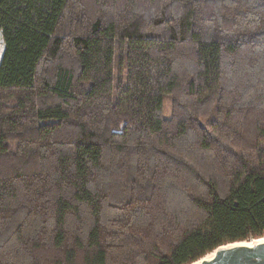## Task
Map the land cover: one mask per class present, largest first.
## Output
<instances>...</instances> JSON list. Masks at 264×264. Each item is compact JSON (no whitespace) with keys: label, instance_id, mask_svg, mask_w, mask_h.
I'll return each mask as SVG.
<instances>
[{"label":"trees","instance_id":"1","mask_svg":"<svg viewBox=\"0 0 264 264\" xmlns=\"http://www.w3.org/2000/svg\"><path fill=\"white\" fill-rule=\"evenodd\" d=\"M0 32V264L264 237V0H0Z\"/></svg>","mask_w":264,"mask_h":264},{"label":"water","instance_id":"2","mask_svg":"<svg viewBox=\"0 0 264 264\" xmlns=\"http://www.w3.org/2000/svg\"><path fill=\"white\" fill-rule=\"evenodd\" d=\"M222 251L235 254L226 264H264V237L222 245L191 264H217Z\"/></svg>","mask_w":264,"mask_h":264},{"label":"rangeland","instance_id":"3","mask_svg":"<svg viewBox=\"0 0 264 264\" xmlns=\"http://www.w3.org/2000/svg\"><path fill=\"white\" fill-rule=\"evenodd\" d=\"M4 48V44H3V39H2V35L0 32V58H1V54ZM163 115L164 116H168L169 115V104H168V100H164V111H163Z\"/></svg>","mask_w":264,"mask_h":264},{"label":"snow or ice","instance_id":"4","mask_svg":"<svg viewBox=\"0 0 264 264\" xmlns=\"http://www.w3.org/2000/svg\"><path fill=\"white\" fill-rule=\"evenodd\" d=\"M235 255L234 253H229V252H224L222 251L216 258L217 264H221V261H224L225 264L226 262L233 256Z\"/></svg>","mask_w":264,"mask_h":264}]
</instances>
